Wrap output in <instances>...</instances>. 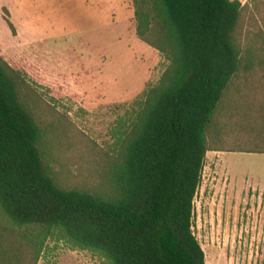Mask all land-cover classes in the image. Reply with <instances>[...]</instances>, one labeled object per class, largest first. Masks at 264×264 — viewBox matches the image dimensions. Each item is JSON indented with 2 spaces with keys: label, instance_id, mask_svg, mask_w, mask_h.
I'll return each mask as SVG.
<instances>
[{
  "label": "rangeland",
  "instance_id": "1",
  "mask_svg": "<svg viewBox=\"0 0 264 264\" xmlns=\"http://www.w3.org/2000/svg\"><path fill=\"white\" fill-rule=\"evenodd\" d=\"M243 5L241 71L208 133L193 232L206 264H264V1ZM133 0H0V56L17 65L39 152L62 190L108 187L109 162L169 61L136 35ZM73 19L75 28L67 30ZM75 19V20H74ZM8 21L14 27L11 31ZM73 31V32H72ZM248 62L255 68L244 71ZM28 231L8 239L12 264H32ZM17 246V247H16ZM38 264H109L54 237Z\"/></svg>",
  "mask_w": 264,
  "mask_h": 264
},
{
  "label": "trees",
  "instance_id": "2",
  "mask_svg": "<svg viewBox=\"0 0 264 264\" xmlns=\"http://www.w3.org/2000/svg\"><path fill=\"white\" fill-rule=\"evenodd\" d=\"M262 1L252 0L256 7ZM133 2L137 37L170 65L121 137L108 187L97 193L56 186L20 96L27 82L0 56V264L13 263L7 241L22 230L32 264L55 236L109 264H206L193 232L195 199L212 151L208 133L241 71L237 32L244 7L231 0ZM259 65L264 68V58ZM254 68L248 62L244 71Z\"/></svg>",
  "mask_w": 264,
  "mask_h": 264
},
{
  "label": "crops",
  "instance_id": "3",
  "mask_svg": "<svg viewBox=\"0 0 264 264\" xmlns=\"http://www.w3.org/2000/svg\"><path fill=\"white\" fill-rule=\"evenodd\" d=\"M77 26H78V22H76V21L73 22V19H72V20H70V22L68 24H66V29L71 31V30L75 29ZM75 30H78V28Z\"/></svg>",
  "mask_w": 264,
  "mask_h": 264
}]
</instances>
